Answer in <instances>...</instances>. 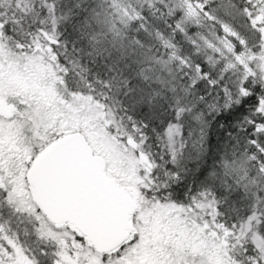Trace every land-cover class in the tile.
Here are the masks:
<instances>
[{
    "label": "snow or ice",
    "instance_id": "6c2138e0",
    "mask_svg": "<svg viewBox=\"0 0 264 264\" xmlns=\"http://www.w3.org/2000/svg\"><path fill=\"white\" fill-rule=\"evenodd\" d=\"M0 264H264V0H0Z\"/></svg>",
    "mask_w": 264,
    "mask_h": 264
},
{
    "label": "trees",
    "instance_id": "16d2710c",
    "mask_svg": "<svg viewBox=\"0 0 264 264\" xmlns=\"http://www.w3.org/2000/svg\"><path fill=\"white\" fill-rule=\"evenodd\" d=\"M167 119V114L161 112L154 120L153 126L159 130L165 126ZM232 123H235V119L229 112H221L216 115L207 131L203 154H198L197 147L193 146L191 142L186 144L183 150V159L177 171L178 179L167 184V193L173 200L182 201L187 191L195 188L199 181L211 170L223 151V145L227 142L226 137L230 130L229 125ZM183 135L186 137L187 132L185 131ZM152 140V151L158 157L161 149L155 146L154 137ZM164 155H167V153L165 152ZM164 166L165 168L177 167L176 165H170V162L165 163Z\"/></svg>",
    "mask_w": 264,
    "mask_h": 264
}]
</instances>
